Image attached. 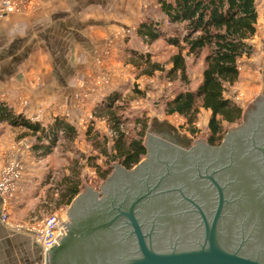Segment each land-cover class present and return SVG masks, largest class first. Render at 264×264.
<instances>
[{"label":"crops","instance_id":"obj_1","mask_svg":"<svg viewBox=\"0 0 264 264\" xmlns=\"http://www.w3.org/2000/svg\"><path fill=\"white\" fill-rule=\"evenodd\" d=\"M152 2L39 0L28 11L0 15V101L33 120L52 122L64 115L71 121L78 118L73 112L78 91L86 95L89 108L124 78L127 67L123 55L138 49L134 45L136 30L145 13L144 5ZM256 2L259 18L253 39L260 37L264 48V0ZM141 44L148 46L142 40ZM102 67L114 72L111 86L94 85ZM0 125L5 128L0 134V169L12 156L27 155L23 188L7 206L0 196V264H45L44 248L28 229L33 214L39 213L30 204L31 198L37 197L29 183L44 157L32 151L26 154L21 148L10 154L15 143L9 132L20 127ZM3 213L6 220H2Z\"/></svg>","mask_w":264,"mask_h":264},{"label":"water","instance_id":"obj_2","mask_svg":"<svg viewBox=\"0 0 264 264\" xmlns=\"http://www.w3.org/2000/svg\"><path fill=\"white\" fill-rule=\"evenodd\" d=\"M258 105L264 107V97L254 100L247 110L244 129L249 126V117L256 114ZM251 126L243 148L234 149L229 132L222 144L210 149V156L227 157L230 161L223 162L238 169L227 177L235 182L231 195H226V186L221 183L227 178L210 177L218 189L215 200L211 199L214 204L211 217L203 207L208 201L195 200L180 186L170 184L160 190L162 176L152 182L143 179L144 189L141 186L132 189L130 183L124 182L120 193L118 180L136 172L149 158L148 153L131 169L119 164L114 166L99 191L92 189L76 196L67 210L70 220L59 218L58 226L62 225L65 233L46 250L45 264H264V133L259 130L261 126ZM155 137L147 133V148L149 139ZM182 152L191 155V151ZM235 158L241 159L236 161ZM174 193L195 207L194 214L197 212L200 216L197 215L201 237L190 245L175 240L161 249L153 241L152 233L143 231L137 216L138 207L152 196L170 198ZM87 195L95 199L91 212L86 211L80 219L73 217V206ZM232 204L235 207L230 214L225 208Z\"/></svg>","mask_w":264,"mask_h":264},{"label":"trees","instance_id":"obj_3","mask_svg":"<svg viewBox=\"0 0 264 264\" xmlns=\"http://www.w3.org/2000/svg\"><path fill=\"white\" fill-rule=\"evenodd\" d=\"M159 11L170 25L176 26L177 33L169 36L159 20L151 15L141 21L137 35L146 45L159 38L175 45L178 52L171 57L172 67L168 74L174 78L187 79V55L204 56L202 79L195 89L180 90L167 101L166 114H179L186 119L187 129L192 135L199 131L195 127L201 108L211 111L208 122L207 140L210 144H220L225 136V125L236 124L243 118V109L233 100L225 97L227 85L235 84L240 78L239 61L251 56L253 45L250 40L257 31L259 13L256 0H158ZM143 60L145 73L152 75L163 70L158 62L148 57ZM139 95L144 92L134 89ZM123 95L112 91L95 107L94 112L108 121L116 132L111 148L108 139L103 138L101 152L107 158V167L96 171L106 179L117 163L127 169L133 168L147 154L144 138L148 130V120L135 117L139 126L135 136H127L121 129L124 119ZM9 124L23 128L26 134L34 138L31 149L35 156L46 157L60 144L72 145L78 136L74 123L64 116H56L52 122L33 120L24 113H17L10 105L0 101V124ZM87 133H91L88 131ZM90 138V136H89ZM97 140H94L98 147ZM80 174L64 176L60 185L59 206L69 205L80 193Z\"/></svg>","mask_w":264,"mask_h":264},{"label":"rangeland","instance_id":"obj_4","mask_svg":"<svg viewBox=\"0 0 264 264\" xmlns=\"http://www.w3.org/2000/svg\"><path fill=\"white\" fill-rule=\"evenodd\" d=\"M143 8H145V13L141 21L151 15L154 19L161 22L164 32L169 36H174L177 33L176 26L170 25L160 13L158 0H154L149 6L144 5ZM260 41V37L259 39L252 38L250 40L254 50L251 56H244L240 59L239 80L233 85H227L225 97L236 102L243 109L244 114L241 121L236 124L228 125L224 122L225 134L235 128H243L246 112L252 107L253 101L264 97V48L260 45ZM134 45H137L138 49L131 51L130 54L127 52L123 55L122 59L125 62L124 66L127 67V71H123L124 78L121 79L117 88L113 90L123 95V103L119 102V104H122L121 106L124 104L125 107V121L121 124L122 131L127 136H135L139 126L136 125L134 118L138 117L148 120L147 133L149 134L156 135L155 132L159 131V129H167L177 137H190L191 134L188 131L189 129H187L186 119L179 114H166V103L178 91L193 90L198 86L202 79L206 51L202 52L198 57L193 54L187 55V50L183 51L187 64V79L185 81L180 77L174 78L168 74V70L172 67L170 59L178 52V48L175 45L168 43L164 38H159L151 45L145 46L141 44V38L139 37L134 40ZM140 55L143 58L148 57L151 61L158 62L163 70H157L152 75H148L145 73L146 69L143 60L138 57ZM112 73H114L113 70L102 67L100 74L93 79L94 85L111 86ZM135 88L141 90L144 94L139 95L134 91ZM75 96L76 101L73 105V112L78 115V118L72 117V121H70L75 123L78 130L76 141L70 146L60 143L50 155L41 158L42 162L36 168V177H33L31 179L33 181L29 183V187L32 190H36L37 197L35 200L31 198L30 204L33 209L39 212L38 216H36L37 213L33 214L31 226L43 223L46 217L54 213H57L60 218H64L67 221L70 220L67 210L72 203L61 206L58 204L61 192L60 183L64 176L80 174L82 181L81 191L78 194L80 196L83 192H91L92 189L96 191L102 189L100 185H105V181L112 174L106 179H102L96 171L95 165L98 164L100 166V171L108 166L106 163L107 158L101 152L100 147L103 145V138L106 137L110 149L116 132L111 129L107 119L99 117L94 112L95 107L99 104L98 101L87 108L86 95L78 91ZM70 114L69 112L67 116H71ZM210 117V110L200 109L195 123L196 129L199 130L195 135L196 138L206 140ZM41 121L48 123L44 120ZM4 130L5 128L0 125V134ZM88 131L91 133H87ZM25 132L22 128L10 130L9 137L15 143L9 152L10 154H15L17 148L18 150L21 148L26 154L32 151L30 149L34 138ZM94 140L98 141V147L95 146ZM144 143L147 146V134L144 138ZM26 156L25 158L12 156L6 163L15 159L17 162H21L22 165H26ZM114 166H117V163L113 164V170ZM21 186L23 188V183L22 185L20 184Z\"/></svg>","mask_w":264,"mask_h":264},{"label":"flooded vegetation","instance_id":"obj_5","mask_svg":"<svg viewBox=\"0 0 264 264\" xmlns=\"http://www.w3.org/2000/svg\"><path fill=\"white\" fill-rule=\"evenodd\" d=\"M253 124H256L257 128L261 126L259 130L264 133V107L259 106L256 114L254 116L250 115L249 126H245V129L235 128L230 131L229 141L233 143L235 150L244 147L248 135L246 132L252 131L249 129L253 127L251 126ZM155 134V138L149 139V147L147 148L149 158H147V161L130 175L125 174L121 177V173L120 176H117V179L121 177L118 180L120 193L122 192L120 187L124 185V182L130 183L132 189H138L139 186L144 189L143 179L152 182L162 176L160 190L167 189L170 184L180 186L195 200H199V202L201 200L208 201V204L203 205V207L207 210L206 214L211 217L214 206L211 199L217 196L218 189L210 177L219 178L220 180L232 176L233 172L238 170L234 166H229V163L223 162L230 161L229 158L218 156L213 158L210 156L211 147L222 144L229 131L221 143L216 145L210 144L207 139L196 138L191 132L190 137H177L167 129L162 132H155ZM203 141L205 145H203ZM181 150L191 151V155H186ZM147 154L141 161L146 158ZM240 159L235 158L236 161ZM221 183L226 186L224 189L226 195H231L234 192L235 182H230L227 178L225 182L222 180ZM83 200L85 203H83ZM94 202V196L87 195L84 199L79 198L72 209L73 217L80 219L86 211L91 212ZM234 207L233 204L227 205L225 209L229 210L231 214ZM194 209L195 207L192 204L187 200L182 201L179 194L174 193L170 198L152 196V199L147 200L145 204L138 207L137 216L143 231L152 233L156 245L161 249H165L170 242L173 243L175 240L184 245H190L193 244L192 242L200 240V220L197 217L199 214L197 212L194 214Z\"/></svg>","mask_w":264,"mask_h":264},{"label":"built area","instance_id":"obj_6","mask_svg":"<svg viewBox=\"0 0 264 264\" xmlns=\"http://www.w3.org/2000/svg\"><path fill=\"white\" fill-rule=\"evenodd\" d=\"M39 0H0V15H6L13 12H24L34 8ZM30 147V146H28ZM25 165L17 162L15 159L8 161L0 169V196L5 206L13 199L23 178ZM7 214H2V220H6ZM57 213L51 214L43 223L29 226L34 239L42 245L44 251L54 246L57 240L65 233Z\"/></svg>","mask_w":264,"mask_h":264},{"label":"bare ground","instance_id":"obj_7","mask_svg":"<svg viewBox=\"0 0 264 264\" xmlns=\"http://www.w3.org/2000/svg\"><path fill=\"white\" fill-rule=\"evenodd\" d=\"M45 260V259H44Z\"/></svg>","mask_w":264,"mask_h":264}]
</instances>
